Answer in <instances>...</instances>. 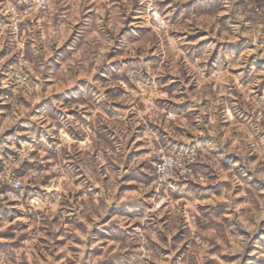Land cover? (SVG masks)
Masks as SVG:
<instances>
[{
  "label": "rangeland",
  "instance_id": "1",
  "mask_svg": "<svg viewBox=\"0 0 264 264\" xmlns=\"http://www.w3.org/2000/svg\"><path fill=\"white\" fill-rule=\"evenodd\" d=\"M0 170V264H264V0H0Z\"/></svg>",
  "mask_w": 264,
  "mask_h": 264
},
{
  "label": "built area",
  "instance_id": "2",
  "mask_svg": "<svg viewBox=\"0 0 264 264\" xmlns=\"http://www.w3.org/2000/svg\"><path fill=\"white\" fill-rule=\"evenodd\" d=\"M4 185V187H2ZM21 183L14 177L4 178L0 170V199H15L20 194ZM127 264H135L129 262Z\"/></svg>",
  "mask_w": 264,
  "mask_h": 264
},
{
  "label": "bare ground",
  "instance_id": "3",
  "mask_svg": "<svg viewBox=\"0 0 264 264\" xmlns=\"http://www.w3.org/2000/svg\"><path fill=\"white\" fill-rule=\"evenodd\" d=\"M158 20H159V18L158 17H156ZM160 21V20H159Z\"/></svg>",
  "mask_w": 264,
  "mask_h": 264
}]
</instances>
